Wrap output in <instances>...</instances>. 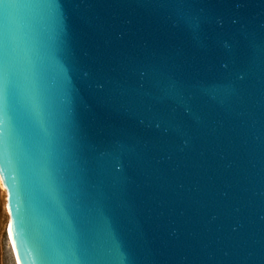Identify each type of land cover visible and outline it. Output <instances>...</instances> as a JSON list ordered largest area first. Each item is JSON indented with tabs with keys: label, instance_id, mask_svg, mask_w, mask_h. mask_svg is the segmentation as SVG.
Returning <instances> with one entry per match:
<instances>
[{
	"label": "water",
	"instance_id": "95a60500",
	"mask_svg": "<svg viewBox=\"0 0 264 264\" xmlns=\"http://www.w3.org/2000/svg\"><path fill=\"white\" fill-rule=\"evenodd\" d=\"M57 4L46 86L71 111L73 227L110 233L123 264H264V0ZM3 188L19 264H39Z\"/></svg>",
	"mask_w": 264,
	"mask_h": 264
},
{
	"label": "snow or ice",
	"instance_id": "6c2138e0",
	"mask_svg": "<svg viewBox=\"0 0 264 264\" xmlns=\"http://www.w3.org/2000/svg\"><path fill=\"white\" fill-rule=\"evenodd\" d=\"M52 34L59 50L57 0H0V182L10 190V212L15 206L19 217L27 204L21 229L39 232V264H123L110 233L73 227L86 206L71 172V111L65 98L54 103L46 86L55 57L45 51L43 38ZM8 231L19 264L14 224Z\"/></svg>",
	"mask_w": 264,
	"mask_h": 264
},
{
	"label": "rangeland",
	"instance_id": "374dc122",
	"mask_svg": "<svg viewBox=\"0 0 264 264\" xmlns=\"http://www.w3.org/2000/svg\"><path fill=\"white\" fill-rule=\"evenodd\" d=\"M6 201L5 190L0 189V264H17L8 236L9 215Z\"/></svg>",
	"mask_w": 264,
	"mask_h": 264
},
{
	"label": "bare ground",
	"instance_id": "6f19581e",
	"mask_svg": "<svg viewBox=\"0 0 264 264\" xmlns=\"http://www.w3.org/2000/svg\"><path fill=\"white\" fill-rule=\"evenodd\" d=\"M4 190H5V189H4ZM8 236H9V233H8ZM9 239H10V238H9ZM10 243H11V240H10ZM11 246H12V244H11ZM12 249H13V246H12ZM13 252H14L15 260H17L14 249H13ZM17 264H18V261H17Z\"/></svg>",
	"mask_w": 264,
	"mask_h": 264
},
{
	"label": "clouds",
	"instance_id": "9594fccd",
	"mask_svg": "<svg viewBox=\"0 0 264 264\" xmlns=\"http://www.w3.org/2000/svg\"><path fill=\"white\" fill-rule=\"evenodd\" d=\"M0 189H3V183L0 182Z\"/></svg>",
	"mask_w": 264,
	"mask_h": 264
}]
</instances>
